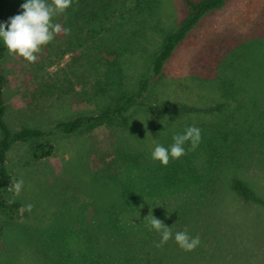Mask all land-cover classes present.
I'll use <instances>...</instances> for the list:
<instances>
[{"label": "rangeland", "instance_id": "374dc122", "mask_svg": "<svg viewBox=\"0 0 264 264\" xmlns=\"http://www.w3.org/2000/svg\"><path fill=\"white\" fill-rule=\"evenodd\" d=\"M104 1L110 17L85 23L80 0H4L11 131L119 103L187 12L184 0ZM104 58L115 59L121 86L99 94ZM148 99L221 106H135L125 126L115 118L12 144L0 264H264V206L231 186L238 178L264 197V0H225L204 14ZM35 142L51 152L34 158Z\"/></svg>", "mask_w": 264, "mask_h": 264}, {"label": "trees", "instance_id": "16d2710c", "mask_svg": "<svg viewBox=\"0 0 264 264\" xmlns=\"http://www.w3.org/2000/svg\"><path fill=\"white\" fill-rule=\"evenodd\" d=\"M187 7L186 15L178 22L174 29L166 33L163 37L160 48L155 52L152 61L150 73L142 75L137 81L136 88L132 91H120L121 101L114 106H106L104 108L83 111L70 118L57 120L54 123L37 126H22L16 131H11L6 120V104L3 96V85L5 82L1 68V62L7 50V45L3 42L1 35V22L4 0H0V191L3 189L10 178L8 167L6 164L7 152L12 144L25 143L30 141H46L56 134H73L80 129L90 126L106 123L117 118L121 125L127 124V116L129 111L135 107L159 108L165 111H173L177 113L187 112H214L219 110L221 104L213 106L197 108L188 105H153L148 99V92L151 81L155 76L161 73L162 67L166 60L170 57L176 45L183 40L187 33L197 24L200 18L215 9L220 8L225 0H184ZM81 9L79 15L84 22L100 15L105 19L110 17L109 11L106 12V3L98 0H80ZM109 4V3H108ZM111 5V4H109ZM32 39L31 33L21 37L17 43H22ZM111 52V51H110ZM109 52V53H110ZM105 68L102 71V79L99 83V94H107L111 90L119 89L121 86L119 76L120 69L115 65V59L104 58ZM52 149V145L47 143H36L32 146V156L41 158L47 156ZM232 189L236 194L245 201H251L264 206V197L256 196L249 187L241 180L234 178L231 183ZM0 206L4 204L0 203Z\"/></svg>", "mask_w": 264, "mask_h": 264}]
</instances>
